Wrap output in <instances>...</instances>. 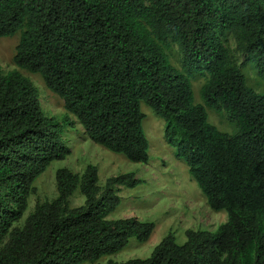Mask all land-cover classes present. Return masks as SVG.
<instances>
[{
  "label": "trees",
  "instance_id": "obj_1",
  "mask_svg": "<svg viewBox=\"0 0 264 264\" xmlns=\"http://www.w3.org/2000/svg\"><path fill=\"white\" fill-rule=\"evenodd\" d=\"M16 34L15 65L64 100L65 123L74 116L95 144L147 164L146 104L210 208L228 215L216 233L189 231L184 245L170 234L149 259L107 264H264V94L242 71L251 65L264 78V0H0V39ZM173 45L183 71L171 63ZM194 75L207 78L204 104ZM206 107L233 132L211 125ZM70 154L35 85L0 71V264H95L152 237L154 224L109 219L118 188L141 181L126 174L102 187L94 165L58 170L57 197L26 217L37 180ZM77 191L85 203L72 208Z\"/></svg>",
  "mask_w": 264,
  "mask_h": 264
},
{
  "label": "rangeland",
  "instance_id": "obj_2",
  "mask_svg": "<svg viewBox=\"0 0 264 264\" xmlns=\"http://www.w3.org/2000/svg\"><path fill=\"white\" fill-rule=\"evenodd\" d=\"M19 41L20 34L0 39V71L3 74L19 71L35 85L40 93L45 114L59 120L71 151L65 160L53 162L37 180V193L30 198L26 217L34 212L39 202L52 201L57 197L58 170L66 168L83 174L89 165H94L99 170L102 187L106 185L108 179L126 174H134L135 179L141 181L135 188H118L116 196L121 200V205L109 216L110 220L136 218L140 222L155 225L154 233L147 243L141 244L134 237L122 252L105 257L95 264L146 260L170 234L174 236L176 244L184 245L188 240L189 231L216 233L219 227L228 221L225 211L215 212L210 208L206 197L190 175L188 166L177 159L175 148L166 140L164 121L146 104L142 105V112L146 115L144 130L150 145V160L147 164L131 163L126 157L108 151L91 141L74 116H70L73 126L65 123L68 114L64 100L46 86L42 75L30 73L15 65L14 57ZM227 46L239 65H242L245 58L236 52V41L229 38ZM168 54L172 65L183 71V55L180 49L173 45ZM242 71L249 86L264 94V78L259 76L257 69L246 65L242 67ZM206 79L204 75H194L191 79L196 104H204L201 88ZM207 111L211 125L224 133L233 132V125L226 115L209 108ZM84 203V196L77 191L71 199V207L78 208ZM23 224L24 221L20 226L23 227Z\"/></svg>",
  "mask_w": 264,
  "mask_h": 264
}]
</instances>
